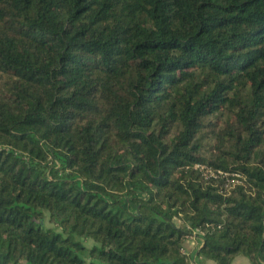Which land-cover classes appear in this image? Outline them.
I'll return each mask as SVG.
<instances>
[{
    "label": "trees",
    "instance_id": "obj_1",
    "mask_svg": "<svg viewBox=\"0 0 264 264\" xmlns=\"http://www.w3.org/2000/svg\"><path fill=\"white\" fill-rule=\"evenodd\" d=\"M191 239L264 264V0H0V264Z\"/></svg>",
    "mask_w": 264,
    "mask_h": 264
},
{
    "label": "rangeland",
    "instance_id": "obj_2",
    "mask_svg": "<svg viewBox=\"0 0 264 264\" xmlns=\"http://www.w3.org/2000/svg\"><path fill=\"white\" fill-rule=\"evenodd\" d=\"M191 242H193V239L190 240ZM94 243L92 241H87L85 242V245L87 247H91ZM199 245H197L196 243L194 244H189V242L186 244L185 246V250H184V253L186 254H192V257H191V260H190V264H207V260L205 259H202V260H198L196 259V256H195V252H196V249L198 248ZM244 261H247L245 258L243 257H238L237 260L235 261V264H240V263H243Z\"/></svg>",
    "mask_w": 264,
    "mask_h": 264
},
{
    "label": "crops",
    "instance_id": "obj_3",
    "mask_svg": "<svg viewBox=\"0 0 264 264\" xmlns=\"http://www.w3.org/2000/svg\"><path fill=\"white\" fill-rule=\"evenodd\" d=\"M189 242V244H194V243H196L197 245H199V242L196 240V239H193V242H191V241H188ZM247 260V259H246ZM207 264H213L211 261H208L207 260ZM240 264H250L249 263V261L247 260V261H244L243 263H240Z\"/></svg>",
    "mask_w": 264,
    "mask_h": 264
},
{
    "label": "built area",
    "instance_id": "obj_4",
    "mask_svg": "<svg viewBox=\"0 0 264 264\" xmlns=\"http://www.w3.org/2000/svg\"><path fill=\"white\" fill-rule=\"evenodd\" d=\"M203 169V168H202Z\"/></svg>",
    "mask_w": 264,
    "mask_h": 264
}]
</instances>
